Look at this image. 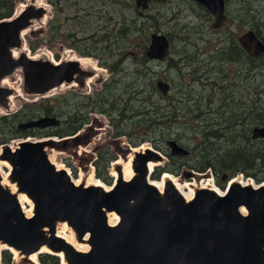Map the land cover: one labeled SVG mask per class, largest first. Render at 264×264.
<instances>
[{
  "label": "water",
  "instance_id": "95a60500",
  "mask_svg": "<svg viewBox=\"0 0 264 264\" xmlns=\"http://www.w3.org/2000/svg\"><path fill=\"white\" fill-rule=\"evenodd\" d=\"M199 1L215 11V25L225 23L224 0ZM137 3L148 7L147 0ZM45 13L44 7L32 1L18 14L0 20V103L13 93L2 86V79L18 68L23 70L27 92L37 96L72 83L77 76L94 75L78 60L56 62L34 59L26 53L14 57L13 49L23 45L22 31ZM246 38L256 46L252 53L263 48L252 32ZM169 52L166 36L153 33L147 55L163 60ZM158 86L168 94L169 83L159 81ZM58 123L56 117L42 115L20 122L18 127L43 128ZM259 134L264 135V129L257 127L255 135ZM44 138L26 135L0 144V159L12 166V182L34 202V213L28 217L17 196L2 184L0 172V242L9 247L6 249L12 247L29 255L47 245L53 252H64L68 264H264V185L254 189L235 184L224 197L201 190L187 202L169 180L161 194L148 180L149 162L164 160L153 148L135 153L136 175L130 180L122 177L118 166L119 179L109 182L110 190L78 185L65 168L58 169L52 162L46 146L55 141ZM13 141L17 142L14 149ZM170 145L175 154H184L177 143ZM242 207L247 214L242 213ZM107 212L119 214L116 225L110 224ZM59 221L75 230L79 242L89 233L90 249L79 251L57 236Z\"/></svg>",
  "mask_w": 264,
  "mask_h": 264
},
{
  "label": "rangeland",
  "instance_id": "374dc122",
  "mask_svg": "<svg viewBox=\"0 0 264 264\" xmlns=\"http://www.w3.org/2000/svg\"><path fill=\"white\" fill-rule=\"evenodd\" d=\"M44 1L49 7L46 19L42 24L32 27V29L25 34L26 40L24 39V44L25 47L28 48V52L31 55H35L39 54L41 50L46 51V54L56 62H61L64 58H67L71 53L68 50L74 51L78 56H81L78 50L94 52L95 55L91 58L102 68V71L99 75L95 73L96 75L90 76V79L86 80V85L81 84L82 86L72 88L63 87L61 90L56 91V93H54L55 95L52 94L51 96H46L36 101H32L31 98L30 100L25 98L27 96L24 94L26 90L23 82L24 74L22 71L23 81H21L20 72H18L17 76H14V81L11 82V85L18 90V92L15 93V90L12 88L15 94H12V96L10 95V104L7 102L0 103V106L4 107L6 112L8 111L7 109H14V111L9 110L11 112L8 114L0 113V138L4 136L12 137L13 126H17L18 124L16 122L15 124L12 119L3 122L2 120L4 117L7 118L21 111L23 112L28 108L29 113H37L38 110L36 108H38L44 100H47L42 105V109L45 110L46 103L50 102L52 104L50 111V113H52L51 116L63 120L62 118L65 116L67 110V101L61 99L62 94L73 92L82 95L87 93L93 96V94L103 90L106 81H113L115 84L111 89H108V92L113 94V98L106 101L108 104L106 107L101 106L97 107V110H90L89 108L83 109L81 107L84 101L82 103L80 100H75L74 105L72 102L70 103L68 107L70 111L83 109V111L79 112V114H81L80 121H83V128L93 133V138H91L89 142L91 143L92 140L94 141L90 145L82 143L70 146L65 143L68 138H63L56 134L53 138L59 142H54L57 144H52V146H46L48 154H51L52 151L55 153L52 158L53 161L59 166H63L70 170L69 174L72 179L82 178L80 184L87 185L89 180H100L102 184L110 187L109 182L112 180V176L115 180L113 163L117 160L127 161L128 155H133L132 148L134 145L132 142L136 141L138 134H140V136L143 134H150L148 135L149 139L144 140L146 141L145 144L165 156L163 161H159L160 164L158 166L164 167L165 164H170L172 169L174 160L170 159L168 163L165 152L152 146L153 140L171 137V139L173 138L179 140V142H183L184 146L195 153L189 157L188 164L181 170L186 171L185 173H190V171H192L193 175L196 173L193 177L197 180L201 178L202 175H200L199 172L193 171L192 167L198 166L200 163L204 162V159H208L206 150L212 149L202 146L200 151H196V146L200 145V142L203 141L202 130L205 128V122L193 117L192 113L197 111L208 112L210 110L213 111L214 107L219 108L221 104L217 97L221 98L223 95L213 96L214 90L219 91L214 87L213 81L204 80V82L198 83L199 81H197L193 75L194 67H197L200 60L205 57H203V55L195 56L194 51V47L199 43V36L202 35V32L199 31L196 26H203L201 21L204 19L198 10V12H196L191 7V4L196 7L195 4L191 0H152L149 12H145V15L142 16L134 6L133 0ZM15 3V11H17L20 4H27L28 2L26 0H15ZM232 4L235 7H239V5L242 6L241 10L242 14L245 16L246 23L249 21L254 22L255 17H257L261 23L258 26L259 31L264 33V2L262 0H245L241 4L238 2H232ZM246 13L248 16H246ZM149 15L151 18H147ZM231 15L228 26L233 29H236V27L242 28L241 22L243 21L240 22L242 15H239L240 19L235 24L237 26H234L235 17H233V15H237V12L232 11ZM233 29H231V31H233ZM153 32H166L170 34L173 43L171 56L173 61L170 63V59L166 62L151 61L150 63H145L144 54L142 53L143 49L141 50L137 43H140L142 40L148 44L142 36L148 39L147 35L150 36ZM187 36L192 37L191 41L184 43L188 40ZM117 63L119 71L116 73L117 68L115 64ZM257 63L260 65L258 67H262L260 71L264 72V58L260 59ZM199 68L202 69V65H199ZM233 69L236 71L235 67H233ZM135 70L136 73L141 70L140 74L142 76L145 75L144 77H146L148 83H150V79L153 77L154 79L160 77L172 83V92L170 96L157 98L153 94H149L148 90L145 89L143 93L144 96L155 105L159 103L160 106H165L169 109L168 104L172 101L171 104L176 103L178 109L176 112L177 116H175L177 120L172 122L166 121L156 127L153 125L151 131L146 132L142 130V128L145 127H141L142 122L137 121L134 129L131 130L130 138L127 134L116 135V124L113 125L112 123L113 119H119L120 107L125 109L126 116H132L135 114L136 110L141 111V109L145 107L137 101V95L133 94V91L137 89L134 81L136 75V73H134ZM204 70H202V72ZM250 75H252V77H250ZM250 75L247 83L251 91L249 95L247 94V97L255 98V96H257L264 98L263 93L261 94L254 91V87L257 86L259 82L263 83L262 88H264V76L262 77V75L254 71ZM132 82L134 83L133 88L129 86ZM137 82L141 85L143 78H140ZM126 86H128L127 89L125 88ZM204 86L210 89H206ZM127 90H130V93H128ZM243 91L244 90L236 91L234 95H241ZM127 98L128 100H126ZM246 102L249 105L248 101ZM210 107L211 109H209ZM61 112L62 114H59ZM171 112L172 111H169L167 114L171 116ZM207 117L211 118L213 115ZM165 120H167V118ZM131 121H135V118L124 121L123 125H121V130L128 132L130 130L128 124H131ZM160 121H163V119ZM51 126L52 125L47 126V128ZM247 126L248 125H246V127ZM242 128L244 127H236V129H238L236 132L241 131ZM40 136L43 137V135H37L35 137L38 138ZM229 138L232 139L233 137ZM13 142L17 144L16 141ZM157 143L158 145L156 146L161 145V141H157ZM241 144L242 143H227L223 145V147L229 148L230 145L240 146ZM106 150L109 151L113 160H110V164L107 162L101 164L99 162L101 158L100 153ZM211 161L218 166L217 169H219L220 164H216L218 163L217 160L214 159ZM173 168L178 169L176 167ZM4 170L8 172L9 180L12 182V166L10 170L7 167H5ZM205 172L210 173V169ZM222 172L228 173L229 170L222 169ZM255 172L257 173V177H264L263 169H256ZM176 174L180 178H177L178 176L176 177ZM176 174L173 175L172 173L176 180L182 184L190 180V182L194 181L193 178L190 180L184 179L182 171H178ZM240 174L242 173L239 172V176L243 178ZM207 176H210V174ZM108 179L110 180L107 181ZM151 179L162 181L161 177L155 179L151 176ZM252 181L253 183H257L254 179ZM14 183L18 185L17 182ZM27 205L29 206V204H26V206ZM70 228L75 233L77 239L75 230L71 226ZM61 230L62 233L70 236L71 233L66 228L63 229L61 227L60 231ZM9 251L12 253L9 264H28L31 262L25 257V254V256H23L20 252L21 254L15 257L14 253L11 250ZM2 252L3 249L0 250V264H6L4 263ZM43 253L48 252L39 253L37 260L40 263H42L40 255ZM50 254L56 255V253ZM59 258L60 264H63L60 256Z\"/></svg>",
  "mask_w": 264,
  "mask_h": 264
},
{
  "label": "flooded vegetation",
  "instance_id": "af4514ba",
  "mask_svg": "<svg viewBox=\"0 0 264 264\" xmlns=\"http://www.w3.org/2000/svg\"><path fill=\"white\" fill-rule=\"evenodd\" d=\"M134 1V6L136 7L137 11L139 12L140 15H145V12H149V9L151 8V1L152 0H147V8H143L138 5L137 0ZM196 7L192 6L191 7L196 11L200 12L202 14V17L204 19L201 21L203 26L197 25L196 27L198 28L199 31L202 32V35L199 36V43L194 47L195 51V56L198 55H203L204 58H202L198 64L197 67H194V78H196L198 83L204 82V80H212L214 83V87L218 89L219 91H213V96H218V95H223L221 98L217 97L219 100V103L221 104L220 107H214L213 111L210 110L208 112H193L192 116L195 117L198 120H202L205 122V128L202 130V138L203 141L200 142V145L196 146V151H200L202 146L206 147L207 145L210 146V144L214 147H209L212 149V151H223L224 149L230 150V149H235L238 150V148H249L250 150H256L258 152H263L264 151V135H255V129L257 127L263 128L264 129V98L262 97H257L255 98H249L247 97V94H250L251 89L248 86L247 80L249 78V75L254 71L255 73H259L264 76V72L260 71L262 67L260 66L257 62L264 58V33L259 31L258 26L261 24L260 21L258 20L257 17H255V21H249L246 23L245 21V16L242 14V6L239 5V7H235L232 2H238L241 4L245 0H224V14L226 16V21L223 25H215L217 22V16L215 14V11L208 7L206 4L202 3L199 0H191ZM264 2V0H262ZM247 8V7H246ZM198 10V11H197ZM141 11V12H140ZM236 11L237 15H233L235 17L234 19V26L238 20L240 19L239 15H242L240 22L241 27H236V29H233L228 26L229 20L231 18V12ZM246 16L247 13H246ZM260 16V15H259ZM261 17V16H260ZM147 18H151L149 15ZM233 29V31H231ZM252 32V35L257 43L260 42L262 45V49L257 52V53H252V51L256 50L255 44H253L249 39H243L244 36L248 33ZM153 33H161V32H153ZM152 33V34H153ZM147 35L148 38V44L146 48L143 49L142 53L144 54L143 57L145 59V63H150L151 61H159V62H166L169 60V63L172 60V51H173V43L171 40V36L169 33L164 32L163 34L166 36L167 40L169 41V55L166 57V59H158V58H150L147 55L149 46L151 44V35ZM188 37V40L185 41L184 43H187L191 41L192 37ZM184 41V39H183ZM249 46H247V45ZM142 49V47H139ZM79 54L84 55V57H92L94 56V52H86V51H81L78 50ZM96 53V52H95ZM98 54V53H96ZM199 65H202V69L199 68ZM111 67V66H110ZM233 67L236 68V71L233 69ZM205 69V70H204ZM202 70H204L202 72ZM259 71V72H257ZM95 74V72H94ZM145 76V75H144ZM252 77V75H250ZM87 77L85 76H78L77 80H79V86H82L81 84L86 85V79ZM111 80V79H110ZM159 81H164L166 83L170 84V90L168 91V94L165 95L163 91L160 89L158 86ZM197 83V84H198ZM115 82L113 81H106L105 85L103 87V90L93 94V96L86 94H76L73 92L66 93L67 95V110L65 116L61 120L60 118L59 123L52 125L51 127L47 128H38V127H33L30 129H22L21 131L24 132H42V133H47L48 136L55 137L57 131L59 128H62L61 130H70L67 132V135H57L63 138H68V140L65 141V143L69 144L70 146L72 145H78V144H88L90 145L93 143L94 140L90 143L89 141L91 138H93V133L90 132V130H86L84 125L80 124L81 120V114L79 112L83 111V109H90L93 110L97 107L105 106L108 105L107 102L103 101V97L106 96L107 99L113 98V94L108 92V88L113 86ZM263 83L259 82L257 86H255L254 91H257L258 93H263L264 95V88H262ZM239 87V88H238ZM206 89H210L207 86H204ZM144 89L148 90L149 94H153L154 96L158 97H167L171 95L172 92V83L168 82L167 80L158 77L157 79L154 77L150 79V83L147 82L146 77H144ZM243 91V94L241 95H234V92L236 91ZM96 98L101 99L98 102H94ZM75 100H80L82 103L81 107L83 108L82 110H76L75 111H70L68 109L70 103L74 105ZM249 105L247 104V102ZM210 103V102H208ZM212 104V103H210ZM247 104V105H246ZM160 104L158 103V106ZM166 109L165 106H161ZM252 108H256V112H249L246 113L247 110ZM161 109V108H160ZM211 109V107L209 108ZM162 110V109H161ZM25 111V110H24ZM23 111V112H24ZM23 112H19L20 114H23ZM163 113L162 119L165 120H170L171 118H175V116H169L167 113L168 112H160ZM17 114V113H16ZM255 114V121H252L248 126L246 127L247 123L245 120H250L248 118H251ZM211 118H208L207 116H212ZM206 116V117H205ZM38 118V117H35ZM230 118H237L235 119L237 123L230 124L229 119ZM205 119V120H204ZM24 120H27L26 118ZM23 120V121H24ZM22 120H20L21 122ZM244 121V122H242ZM19 124V122H16ZM117 123V120L113 119V125ZM143 127H145L144 124L141 123ZM148 125V123H146ZM244 127L242 128L241 131L235 132L236 127ZM253 126V127H252ZM18 127V126H17ZM77 127V128H76ZM19 128V127H18ZM75 130V131H73ZM92 131V129H91ZM211 133L212 135H215L216 133L218 135H221V138H215V139H210L208 138V133ZM116 134V132H115ZM230 134H235V135H230ZM229 137H233L230 139ZM4 138V137H3ZM2 139V138H0ZM55 142H59L56 140H53ZM155 141V140H153ZM157 141H161V145H158ZM170 142H175L177 145L184 150V154H175L174 152V147L170 145ZM53 143V144H57ZM227 143H242L240 146L238 145H230L229 148L223 147V145H226ZM152 146H154L156 149H161L162 152H165L167 155L166 159L168 163L171 160H174L173 167H176L178 169H175L171 166L170 164H165L164 167L157 166L154 170L156 177L162 176L164 171H169L170 173L176 174L178 171H182L184 175V179L190 180L193 178V182L196 183L195 188V194L191 200H193L196 197V193L201 191V190H209L215 192L218 196L224 197L226 196L233 185H238L241 187H253L254 189H259L260 187L256 188L248 183L243 184L242 182L238 181H232L233 178L236 179V177L239 175V172L242 173L240 174L243 178L246 180L248 179H254L259 186L264 185V177H257V173L255 172L256 169H263L264 170V164H258L256 168H253L252 165L249 164H244L246 170L239 171L237 173H234V175H230V172L224 173L222 172V169L225 170L227 167L217 169L218 166H216L211 160L209 159H204L203 163H200L198 166H193L192 170L196 171L197 173L199 172L201 178L198 180L193 177L196 175V173L193 175L188 176L186 174V171H183L184 167H186V164H188V159L191 157V155L194 153L193 151H190L186 146L183 145V142H179L177 139H171V137L168 138H158L156 139L155 142H153ZM186 147V148H184ZM146 152V151H145ZM195 154V153H194ZM165 158V156H164ZM179 158V159H177ZM113 160V159H112ZM218 160H223V159H218ZM210 161L211 163H209ZM220 164L219 161H217ZM111 162H109L110 164ZM177 163V164H176ZM221 164H228L227 162H222ZM182 165V166H181ZM99 167V166H98ZM180 169V170H179ZM210 169V173H207L205 171ZM215 170V172H214ZM228 170V169H227ZM245 171V172H244ZM256 173V175L254 174ZM210 174V176H207ZM226 175V178L224 176ZM176 177L178 176L177 174L175 175ZM177 178H180L179 176ZM256 178V179H255ZM205 180V181H204ZM191 181V180H190ZM205 182L206 184H213L216 185L219 189L223 190V193L220 194L216 192V190L208 188V187H200L201 183ZM185 183V182H184ZM191 200H186L187 202ZM247 210V209H246ZM243 213V212H242ZM248 213V211H247ZM246 213V214H247Z\"/></svg>",
  "mask_w": 264,
  "mask_h": 264
},
{
  "label": "bare ground",
  "instance_id": "6f19581e",
  "mask_svg": "<svg viewBox=\"0 0 264 264\" xmlns=\"http://www.w3.org/2000/svg\"><path fill=\"white\" fill-rule=\"evenodd\" d=\"M28 3H23V4H20L17 8V11L16 13L18 14L19 12H21L27 5L31 4V2L33 1L35 3V5L37 7H44L45 10H46V15L44 14V16L40 19H34L32 21V24L26 28L25 30L22 31V41H23V45L21 48H14L13 49V54H14V57L18 58L20 56V54L22 53H26L28 54L31 58H34V59H49V60H52L51 57H49L46 53V51H42L39 53V54H35V55H31L29 52H28V48L25 47V44H24V39L26 40L25 38V34L30 31L32 29V27L38 25V24H42L44 22V20L46 19L47 17V13H48V10H49V7L47 5V3H45L44 0H26ZM69 52H71L67 58H64L62 61H68V60H78L80 61L82 67L84 69H87V70H90V71H93L95 72L97 75L100 74V72L102 71V68L99 67L96 62H94L92 60V58L90 57H84L83 55L81 56H78L77 54H75L74 51L72 50H68ZM67 51V52H68ZM22 68H18L13 74L9 75V76H6L4 79H2L1 81V84L2 86L4 87H8V88H13L15 90V93L18 92V90H16L12 85H11V82L14 81V76L16 77L18 72H20V80L23 81V77H22ZM95 74V75H96ZM24 76V75H23ZM90 79L89 77H87L85 79L88 80ZM24 82V81H23ZM79 80H75L74 82L72 83H63L62 85L56 87V88H53L50 92L46 93L45 95H33V94H29L25 89V95L27 97V99L30 100V98L32 99V101H36L40 98H44L46 96H51L52 94L56 93V91L58 90H61L63 87H76V86H79ZM15 93H12V94H15ZM11 94V96H12ZM55 95V94H54ZM11 96L8 97L9 99L6 101L8 104H10L11 102ZM6 109L4 107H1L0 106V113H4V114H8L10 113L11 111L9 110H12L11 109H7L8 111L6 112L5 111ZM14 111V109L12 110ZM46 138H44L45 140L47 139H50V140H55L54 138H52L51 136L50 137H47V136H44ZM15 142H13V144H11L12 146V149H14L16 146L14 144ZM2 148H3V145L0 146V155L2 153ZM151 149L150 146H148L147 144L142 143L140 144L139 146H133L132 148V151H133V155L132 154H129L128 157H127V161H123V160H117L113 163V174L115 176V182L119 179V173L117 171V167L118 166H122V177L125 179V180H130L131 178H133V176L136 175V172L134 171V168H133V159H134V154L136 152H140V153H144L145 151ZM55 153H52L49 154V157L50 159L53 161V156H54ZM54 164L56 165V167L58 169H61V168H65L63 166H59L56 162H54ZM160 164L159 161H150L149 164H148V171H149V176H148V180L151 182V184H153L154 186H156L158 188V190L160 191L161 194L164 193V188H165V184L167 181L171 180L174 182V184L176 185V187L178 188V190H180V192L183 194V196L186 198V200H191L195 194V188L194 186H196V183L194 182H186L185 184H182L180 182H178L176 180V178L169 172H164L161 177L162 181H159V180H153L151 179V176L153 175L154 173V169ZM7 167L9 170L11 169V165L8 161L6 160H2L0 159V172H1V182L2 184L7 187L11 192H13L19 202L21 203L22 207L24 208L25 210V213L28 217L32 216L33 213H34V202L33 200L28 196L27 193L23 192L20 190V188L18 187V185L14 182H10V178H9V174L7 171L4 170V168ZM129 167V168H128ZM68 173H70V170H68L67 168H65ZM92 178V177H91ZM84 179V178H83ZM82 178L81 179H74V181L76 182V184H80ZM205 181V180H204ZM233 181H238V182H242L243 184H252V185H256L253 183V181L250 179L248 180H245L243 178H241L239 175L236 177L235 180ZM90 185H95V186H103L106 190H110V188H112L111 186L108 187L107 185H104L101 183L100 180H89L87 185L86 186H90ZM208 187V188H211V189H214L216 190V192L222 194L223 193V190L219 189L216 185H213V184H209V183H201L200 187ZM26 204H29V206ZM241 211L246 214L247 213V210L245 207H242L241 208ZM107 216H108V219H109V222L111 225H116L119 220H120V216L119 214H117L116 212H107ZM66 228L68 231H70V236L69 235H66L64 233H62V230L60 231V228ZM56 233H57V236L65 239L67 242L71 243L75 248H77L79 251H82V252H87L89 249H90V244L88 242L89 238H90V234L88 233L86 236H85V239L83 242H79L77 239H76V236H75V233L71 230L70 226L68 225L67 222H64V221H59L57 223V227H56ZM4 248H9L6 244H2L0 242V250ZM10 250L14 253L15 257L19 256L20 251L10 247ZM41 252H53L47 245L43 246L38 252H34V253H31L29 255H24V254H21L23 256H25L28 260H30L31 262L28 263V264H39V261L37 260V257L39 255V253ZM53 253H56L58 254L60 257H61V260L63 262V264H68L67 262V259L64 255V252H53Z\"/></svg>",
  "mask_w": 264,
  "mask_h": 264
},
{
  "label": "trees",
  "instance_id": "16d2710c",
  "mask_svg": "<svg viewBox=\"0 0 264 264\" xmlns=\"http://www.w3.org/2000/svg\"><path fill=\"white\" fill-rule=\"evenodd\" d=\"M15 8H16L15 0H0V20H3L5 18H11L13 16V14H14ZM138 31H140V30H138ZM142 38L146 42H148V39L144 38L143 36H142ZM145 44L146 43L143 42L142 40H141L140 43H137V45L139 47H142V49L146 48L147 45H145ZM115 67L117 68V70H116V73H117L119 71L118 63L115 64ZM134 73H136V70L134 71ZM140 73H141V70H139V72H137L136 75H135L134 81H135L137 89H135L133 91V94L137 95V97H138L137 101L140 102L141 104H143L145 107H143V109H141V111L136 110L135 114H133L132 116H128V115L126 116L125 115V109L120 107V109H119V119L117 120V123H116V135H118V134H121V135L127 134L131 138V130L134 129L135 124H136L137 121L142 122V124L145 125V128H142V130H145L147 132V131H151L153 129V125H154V127H156V126H160L161 123H164L166 121L167 122L168 121L172 122V121L175 120V118H171L170 120L160 121L162 119L163 115H164L163 113H160V112H163V111L164 112L172 111L171 112V116H177L176 112H177L178 107H177L176 103L171 104V102H172L171 101L168 104L169 109H167V108L164 109V107H161L160 105L158 107V103L156 105L154 103H151L150 100H148V98H146L144 96V93H143V91H144V76H142ZM140 78H143V82H142L141 85L137 82V81H139ZM133 84L134 83L132 82V83H130L129 86H131L133 88ZM127 87L128 86H126L125 88L127 89ZM111 88H112V86L109 87L108 89H111ZM127 91H128V93H130V90H127ZM61 99H64V100L67 101V95L66 94H62L61 95ZM100 100L101 99L96 98L94 100V102H98ZM102 100L105 102L108 99H107L106 96H104ZM126 100H128V98ZM188 100H190V99H188ZM46 101L47 100H44L40 104V106H38V108H36L38 110L37 113H29L28 112L29 108H28L27 110H25L23 112V114L17 113V114L9 116L7 118L4 117V119L2 118L3 119L2 121L3 122H7V121L12 119L14 123L15 122H19L20 123V120L23 121L25 118L28 120V119H32V118H35V117H38V116H42V115H52V113H50L51 107H52V104L50 102L46 103V109L45 110L42 109V105ZM263 108H264V105H263ZM95 110H97V109L95 108ZM251 111L252 112H256V108H252V110L249 109V110L246 111V113H249ZM59 114H62V112L59 113ZM59 114H56V115H59ZM131 118H133V119L135 118V121H131L132 123L128 124L130 130L128 132L122 131L121 130V127H122L121 125H123V122L128 120V119H131ZM235 119H237V118H230L229 119L230 124L237 123V121ZM248 119H250V120H245L247 125L250 124L252 121L256 120L255 114L251 118H248ZM82 122L83 121H80L81 125L83 124ZM242 122H244V121H242ZM119 123H120V125H119ZM146 123H148V125H146ZM17 126H18V124H17ZM17 126H15V125L13 126V136L12 137L4 136V138L0 139V143L7 142L11 138H14V137H23V136H26V135H32V136L43 135V137L44 136H48L47 133H42V132H24V131H21L22 129L18 128ZM141 127H142V125H141ZM61 129L62 128L58 129V131L56 133L57 135H64V134H66L67 132L70 131V130H61ZM73 131H75V130H73ZM234 131L236 132V131H238V129H236ZM141 132H143V131H141ZM146 132H144V133H146ZM148 135H150V134H143L142 136H140V134H138L136 141L132 142L133 145L134 146H139L140 144L146 142L144 140L145 139H149ZM208 138H210V139L221 138V135H218L217 133L215 135H212L209 132L208 133ZM155 141H153V142H155ZM206 147H211L212 148L214 146H212L210 144V146L207 145ZM206 154L208 155L207 157H208L209 160H214L215 159V160L219 161V163H220L219 167H221V168L227 167V169L230 172V175H234V173H237V172L242 171V170H246L244 168L245 167L244 164L252 165L253 168H256L258 166V164H264V151L260 153V152H258L256 150H250L249 148H245V147L238 148V150H235V149H230V150L224 149V152L221 151V150H219V151L206 150ZM100 155H101V158H100L99 162L101 164L106 163V162L109 163L110 160H112V157H111V155H110L108 150H106L105 152L100 153ZM220 158L223 159V160H218ZM208 162L211 163L210 161H208ZM222 162H227L228 164H221ZM254 174L256 175V173H254ZM154 175H155V172L153 173L152 178H155V179L160 178V177H156ZM109 180L110 179H108L107 181H109ZM11 254L12 253L8 249H4L3 250L2 255L4 257V263H6V264L10 263ZM40 260H41L42 264H60L59 256L53 255V254H50V253L41 254L40 255Z\"/></svg>",
  "mask_w": 264,
  "mask_h": 264
}]
</instances>
